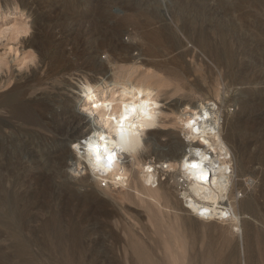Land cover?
<instances>
[{
  "label": "bare ground",
  "instance_id": "1",
  "mask_svg": "<svg viewBox=\"0 0 264 264\" xmlns=\"http://www.w3.org/2000/svg\"><path fill=\"white\" fill-rule=\"evenodd\" d=\"M2 7L18 10L31 21L14 20L0 29V46L15 54L20 49L22 63L14 69L6 49L0 53V192L39 187L59 194L69 191L81 220L92 211L115 235L131 232L133 264H156L138 240L140 214L152 225L159 217L171 219L160 230L175 241L183 228L193 233L206 225L225 235L223 248L211 240L202 245L194 236L192 244L198 242L200 255L191 254L187 264H228L235 255L251 258L252 251L264 256V238L248 222L264 226V213L257 214L251 198H239L236 176L244 171L241 160L233 157L238 145L226 113L213 103L192 102L182 88L176 87L177 96L170 87L155 84L149 77L163 63L145 59L148 68L139 70L142 61L131 55L137 45L124 41L113 27L95 31L85 25L75 37L72 27L43 35L39 2L0 0ZM90 13L76 16L78 22ZM187 33L183 35L193 48L223 68L224 45L220 51L200 33ZM83 35L91 43L84 57L79 53L87 43ZM46 36L59 44L57 51L49 50ZM190 48L175 58L183 59ZM69 58L73 61L60 74ZM128 60L130 64H122ZM135 74L144 78L135 79ZM136 205L143 207V214ZM112 219L117 227L110 225ZM63 236L57 232L58 238ZM180 244L175 248L185 251L184 238ZM167 250L172 255L173 247L167 244Z\"/></svg>",
  "mask_w": 264,
  "mask_h": 264
},
{
  "label": "rangeland",
  "instance_id": "2",
  "mask_svg": "<svg viewBox=\"0 0 264 264\" xmlns=\"http://www.w3.org/2000/svg\"><path fill=\"white\" fill-rule=\"evenodd\" d=\"M35 1L41 7L43 35V31L52 33L65 31L70 27L74 31L73 35L75 31L81 35L84 31L81 29L86 26H94L95 31L104 25L113 27L115 32L121 33L124 41L137 45L131 55L142 61L141 66L137 67L139 70L148 68L145 59L163 63L156 71V76L149 77L155 84L170 87L171 94H177L176 87L182 88V92L192 102L213 103L226 113L231 118L234 141L238 145V151L233 153V157L241 160L244 171L242 175L236 176L239 181V198H251L257 214L262 211L264 213V0ZM86 10L91 11L90 16L78 22L77 17ZM14 20H28L29 24L31 21L18 10L5 7L0 9V29L12 26ZM186 30L192 35L200 33V36L208 39L204 38L211 47L224 50L227 62L223 68L214 65L207 58V53L193 48L185 40ZM90 33L85 37L88 38ZM85 37L82 36V41L87 43L79 49L80 56L83 57L91 44ZM46 39L49 50L57 51L59 44H55L50 36H46ZM6 47L9 63H14V69L19 68L22 64L19 60L20 49L15 54ZM187 47L192 52L181 60L176 59ZM5 49L0 46V53ZM11 57H16L17 60L11 61ZM71 59L65 61L60 74L73 61ZM130 63V60L122 62ZM138 78L144 77L140 74L135 79ZM77 79L74 78L75 81ZM163 103L166 104L167 101ZM55 161V158L52 159V162ZM64 191L59 194L39 187L28 192L18 189L0 192V264H133L135 256L130 251V241L134 238L131 232L125 229L121 236L115 235L105 226L104 218L94 215L92 211L82 218L85 221L81 220V212L74 210L72 205L75 201L67 196L70 192ZM135 207L142 213L143 207ZM184 218L189 220L187 215ZM248 222L253 223L254 230L264 238V226L261 222ZM109 223L112 227H117L114 219ZM171 223V219L159 217L152 225L145 214L139 216L138 229L141 234L138 240L147 246L156 264H187L191 254L193 257L200 255L197 253L198 242L194 239L192 244L194 236L202 245L211 240L216 248H223L225 235L214 225L201 226L193 233L186 232L183 228V236L181 233V237L178 235L175 241L170 233L160 230ZM58 231L64 232L65 237L58 238ZM183 238L187 243L185 251L177 250L175 244H183ZM167 244L173 247L172 255L167 250ZM60 248L65 250L60 252ZM252 253L251 258L235 255L228 264L264 263V256L261 257L254 251Z\"/></svg>",
  "mask_w": 264,
  "mask_h": 264
},
{
  "label": "snow or ice",
  "instance_id": "3",
  "mask_svg": "<svg viewBox=\"0 0 264 264\" xmlns=\"http://www.w3.org/2000/svg\"><path fill=\"white\" fill-rule=\"evenodd\" d=\"M108 159L111 161L112 160V156L109 155ZM195 167V165H193Z\"/></svg>",
  "mask_w": 264,
  "mask_h": 264
}]
</instances>
